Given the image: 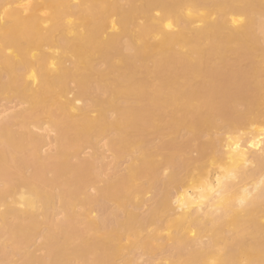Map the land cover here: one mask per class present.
<instances>
[{
  "label": "bare ground",
  "instance_id": "obj_1",
  "mask_svg": "<svg viewBox=\"0 0 264 264\" xmlns=\"http://www.w3.org/2000/svg\"><path fill=\"white\" fill-rule=\"evenodd\" d=\"M1 101L0 264H264V0H0Z\"/></svg>",
  "mask_w": 264,
  "mask_h": 264
},
{
  "label": "rangeland",
  "instance_id": "obj_2",
  "mask_svg": "<svg viewBox=\"0 0 264 264\" xmlns=\"http://www.w3.org/2000/svg\"><path fill=\"white\" fill-rule=\"evenodd\" d=\"M5 102H6V101H4V102L1 101V104H0L1 107H0V110H1V108H2V110H3V108L6 107V105L12 107L13 109H17V108L19 107V106H16V103H15L14 100H13V101H9V103L7 102L8 104H6ZM4 104H6V105H4ZM22 105H23V104H22ZM2 106H3V107H2ZM12 108H11V109H12ZM0 112H1V111H0ZM46 125H48V124H46ZM263 125H264V124H263ZM45 127H48L49 130L52 129V128L49 127V125H48V126H45ZM51 131H52V132H51L52 135H53V134H57L56 130H55V131H54V130H51ZM53 131H54V132H53ZM222 131H224V130H222ZM222 131H220V132H222ZM55 132H56V133H55ZM223 133H224V132L219 133L218 135L223 134ZM52 135H51V136H52ZM52 138H56V135H53ZM205 138H206V136H205L203 139H205ZM104 141H105V140H102L101 143H103ZM98 145H100V144H98ZM44 147H45V148H44ZM50 147H51V145H49V146H47V145H46V146L43 145V147H42L43 152H45V153H47V152H49V151H50V152H54V150H55L54 147H53V146H52L51 148H50ZM48 148H49V149H48ZM99 148H100V147H99ZM44 149H45L46 151H45ZM87 149H88V150L91 149L90 151L93 150L92 147H89V148L87 147V148L85 149V151L82 152V155L85 154V152L88 153V150H87ZM86 155H87V154H86ZM215 168H216V166H214V169H215ZM37 242L40 243V241H37ZM32 247H33V246H32Z\"/></svg>",
  "mask_w": 264,
  "mask_h": 264
},
{
  "label": "snow or ice",
  "instance_id": "obj_3",
  "mask_svg": "<svg viewBox=\"0 0 264 264\" xmlns=\"http://www.w3.org/2000/svg\"><path fill=\"white\" fill-rule=\"evenodd\" d=\"M217 179L219 180L220 178H219V177H217Z\"/></svg>",
  "mask_w": 264,
  "mask_h": 264
}]
</instances>
